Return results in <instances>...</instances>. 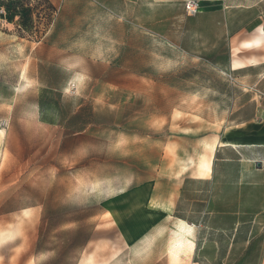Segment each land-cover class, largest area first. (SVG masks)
<instances>
[{"label":"rangeland","instance_id":"obj_1","mask_svg":"<svg viewBox=\"0 0 264 264\" xmlns=\"http://www.w3.org/2000/svg\"><path fill=\"white\" fill-rule=\"evenodd\" d=\"M189 1L0 0V264H264V44Z\"/></svg>","mask_w":264,"mask_h":264},{"label":"crops","instance_id":"obj_2","mask_svg":"<svg viewBox=\"0 0 264 264\" xmlns=\"http://www.w3.org/2000/svg\"><path fill=\"white\" fill-rule=\"evenodd\" d=\"M246 7V4L244 2L242 3H232L230 0H221L220 5L216 8V10H211L208 6H205L198 16H205L207 13L211 12H220L224 16L223 22L226 25V35L227 40H229V51H228V61L226 63V66H224V70L227 72H239L246 69H249L251 67H255L256 65L260 64V61L256 59L255 57H245V61L235 57L234 52L238 50H246V49H254L261 47L264 44V31L262 30V27H258L259 33L251 37V35L248 33V27L244 26L241 28L238 27L235 28L233 25L235 23H238L237 20H235L234 15V9H244ZM210 9V10H209ZM263 63V62H262ZM253 141L255 144L254 147L258 148H264V141L261 139H243V138H234V139H228L225 140V142H233V141ZM253 148V147H251Z\"/></svg>","mask_w":264,"mask_h":264},{"label":"bare ground","instance_id":"obj_3","mask_svg":"<svg viewBox=\"0 0 264 264\" xmlns=\"http://www.w3.org/2000/svg\"><path fill=\"white\" fill-rule=\"evenodd\" d=\"M209 164H210V162H209ZM200 172H203V171H200ZM209 175L210 174L208 173V176ZM186 223L182 220H179L178 228L176 230L177 231V234H176L177 235V241L175 243L174 250L172 249L173 250L172 256L174 259L179 257V254H180L179 251H182L181 249H183L182 247H183L185 242H187L191 246H195V237H194V230L195 229L193 226H190ZM187 247H188V245L186 246V248Z\"/></svg>","mask_w":264,"mask_h":264},{"label":"built area","instance_id":"obj_4","mask_svg":"<svg viewBox=\"0 0 264 264\" xmlns=\"http://www.w3.org/2000/svg\"><path fill=\"white\" fill-rule=\"evenodd\" d=\"M200 12V4L197 1H189L186 5V13L192 17Z\"/></svg>","mask_w":264,"mask_h":264},{"label":"trees","instance_id":"obj_5","mask_svg":"<svg viewBox=\"0 0 264 264\" xmlns=\"http://www.w3.org/2000/svg\"><path fill=\"white\" fill-rule=\"evenodd\" d=\"M49 1V0H48ZM52 5V4H51Z\"/></svg>","mask_w":264,"mask_h":264},{"label":"water","instance_id":"obj_6","mask_svg":"<svg viewBox=\"0 0 264 264\" xmlns=\"http://www.w3.org/2000/svg\"><path fill=\"white\" fill-rule=\"evenodd\" d=\"M260 163V162H259Z\"/></svg>","mask_w":264,"mask_h":264}]
</instances>
